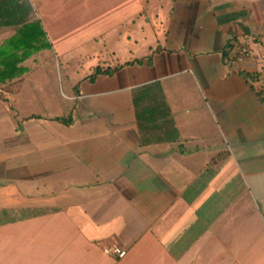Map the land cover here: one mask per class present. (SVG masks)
<instances>
[{
  "label": "crops",
  "instance_id": "0c3cea01",
  "mask_svg": "<svg viewBox=\"0 0 264 264\" xmlns=\"http://www.w3.org/2000/svg\"><path fill=\"white\" fill-rule=\"evenodd\" d=\"M29 1L0 264H264V0Z\"/></svg>",
  "mask_w": 264,
  "mask_h": 264
},
{
  "label": "trees",
  "instance_id": "16d2710c",
  "mask_svg": "<svg viewBox=\"0 0 264 264\" xmlns=\"http://www.w3.org/2000/svg\"><path fill=\"white\" fill-rule=\"evenodd\" d=\"M35 8L29 0H0V29H11L14 36L0 45V84L25 73L19 64L43 47H51L39 21H33ZM96 74L108 71L97 69ZM255 81L254 75L246 74Z\"/></svg>",
  "mask_w": 264,
  "mask_h": 264
},
{
  "label": "built area",
  "instance_id": "2783aa9c",
  "mask_svg": "<svg viewBox=\"0 0 264 264\" xmlns=\"http://www.w3.org/2000/svg\"><path fill=\"white\" fill-rule=\"evenodd\" d=\"M250 56H251L250 49L245 46L240 50L238 61L242 62L243 60H245L246 58ZM103 251L106 255L117 258V259H123L127 255V252L123 250L120 246H118L117 244H112L107 247H104Z\"/></svg>",
  "mask_w": 264,
  "mask_h": 264
},
{
  "label": "rangeland",
  "instance_id": "374dc122",
  "mask_svg": "<svg viewBox=\"0 0 264 264\" xmlns=\"http://www.w3.org/2000/svg\"><path fill=\"white\" fill-rule=\"evenodd\" d=\"M12 35H14V32L11 30H0V40Z\"/></svg>",
  "mask_w": 264,
  "mask_h": 264
}]
</instances>
